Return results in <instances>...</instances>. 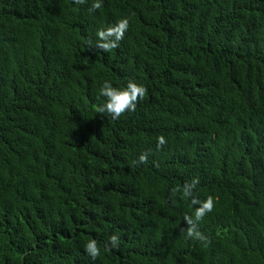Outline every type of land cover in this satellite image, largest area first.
<instances>
[{
  "label": "trees",
  "instance_id": "1",
  "mask_svg": "<svg viewBox=\"0 0 264 264\" xmlns=\"http://www.w3.org/2000/svg\"><path fill=\"white\" fill-rule=\"evenodd\" d=\"M94 2L0 0V264H264V0ZM129 80L135 112L95 111Z\"/></svg>",
  "mask_w": 264,
  "mask_h": 264
},
{
  "label": "clouds",
  "instance_id": "2",
  "mask_svg": "<svg viewBox=\"0 0 264 264\" xmlns=\"http://www.w3.org/2000/svg\"><path fill=\"white\" fill-rule=\"evenodd\" d=\"M76 4H84L85 0H74ZM102 7V0H95L92 3L89 11H95ZM130 27L128 18H121L114 26L107 27L106 29H99L96 33L98 42L96 47L104 52H111L113 49L119 47V42L124 39L125 33ZM147 95V88L143 85L137 84L129 80L127 86L124 88L113 87L109 81H105L99 89V96L105 98L104 102L95 106V111L102 116L108 115L112 120H119L127 113L136 111L137 104L143 101ZM167 143L164 136L157 138V149H160ZM139 164L148 163V153H142L138 161ZM199 184V178H194L191 182L185 183L182 189V199L191 198L192 205H198L195 208L194 215H185L184 221L188 225L186 232L187 237L192 240L200 241L207 246L210 240L201 231H199V223L215 208V198L208 196L205 200L201 201L193 195V190ZM180 189H173V194ZM120 238L118 235L113 234L109 237L108 245L105 246V251L112 248L119 247ZM86 253L96 260L101 255V248L97 240L90 239L85 245Z\"/></svg>",
  "mask_w": 264,
  "mask_h": 264
},
{
  "label": "bare ground",
  "instance_id": "3",
  "mask_svg": "<svg viewBox=\"0 0 264 264\" xmlns=\"http://www.w3.org/2000/svg\"><path fill=\"white\" fill-rule=\"evenodd\" d=\"M241 204V203H240Z\"/></svg>",
  "mask_w": 264,
  "mask_h": 264
}]
</instances>
